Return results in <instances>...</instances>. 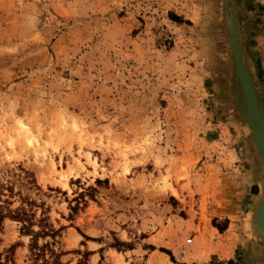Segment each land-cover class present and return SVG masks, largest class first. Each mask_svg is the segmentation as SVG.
Listing matches in <instances>:
<instances>
[{
  "label": "rangeland",
  "instance_id": "1",
  "mask_svg": "<svg viewBox=\"0 0 264 264\" xmlns=\"http://www.w3.org/2000/svg\"><path fill=\"white\" fill-rule=\"evenodd\" d=\"M234 13L264 103V0H0L1 264L263 262Z\"/></svg>",
  "mask_w": 264,
  "mask_h": 264
},
{
  "label": "water",
  "instance_id": "2",
  "mask_svg": "<svg viewBox=\"0 0 264 264\" xmlns=\"http://www.w3.org/2000/svg\"><path fill=\"white\" fill-rule=\"evenodd\" d=\"M234 15V23H232L231 20L228 22L231 44L230 53L232 56V65L234 66V70L232 69L231 73L235 75L237 82L236 86L240 87L244 94V101L239 104L238 108L239 110L243 109V113L245 111L243 117L248 129L258 138L255 140L254 134L253 137L249 134L247 135L248 143L252 147H255V144L259 143V145L256 146V151L253 152L252 157L256 163L257 171L259 170V172H257V177L259 176V178H261L264 172V103L261 101L260 95L256 92L252 77L246 66V61L243 58L242 45L239 42L238 37L237 17L235 13ZM233 46H235V50ZM232 106L235 107L238 113L239 110L237 106L235 104ZM240 117L243 118L242 116Z\"/></svg>",
  "mask_w": 264,
  "mask_h": 264
},
{
  "label": "bare ground",
  "instance_id": "3",
  "mask_svg": "<svg viewBox=\"0 0 264 264\" xmlns=\"http://www.w3.org/2000/svg\"><path fill=\"white\" fill-rule=\"evenodd\" d=\"M231 10H233V9L231 8ZM233 12H235V11H233ZM222 17H224V16H222ZM227 22H226V24H227ZM229 40H230V38H229ZM233 47H234V50H235V46H233ZM228 51L230 52L231 50H228ZM230 58H231V61H232V57H230ZM232 69L234 70V66L233 65L231 66L230 70H232ZM234 73H235V71H234ZM227 76H228V78H227V90L229 92L230 103L231 104L233 103L232 105L235 104L237 106V108H238L239 104H241L244 101V94L242 93V89L240 87L236 86L237 82H236L235 75L232 74L231 72H228ZM238 110H239V108H238ZM244 113H245V111H244ZM244 113H243V109H242V110H239L237 114L239 116L243 117ZM240 119H241V122H240L241 123V128L243 129V132H244L243 135H245L244 139L246 140V142L248 144V147H251L250 153L253 154V152L256 151V148H257L256 146L259 145V143L255 144L256 145L255 147L254 146L252 147L248 143L247 135L249 134V135H251V137H253L254 133L251 130L248 129V126L246 124V121L244 120V117L243 118L240 117ZM254 136H255V134H254ZM257 139L258 138L255 136V140H257ZM249 150H250V148H249ZM256 170H257V166H256ZM256 172H259V170L256 171ZM257 178H258V182H259V185H260V196H259V199L255 203V205H254V207H253V209L251 211V215L249 216V219L247 217V229L249 230L248 231L249 235L254 239V241L257 244H259L261 246H264V172H263V175L261 176V178H259V176ZM169 186H170V184H169L168 180L166 178H164L158 184L157 188L160 191H163V190L167 189ZM260 253H261V250H258V251L255 250L254 251V254H257V255H255V258H256L255 260L258 261L259 264H264V258L262 260L263 262L260 261L261 260L260 259V257H261Z\"/></svg>",
  "mask_w": 264,
  "mask_h": 264
},
{
  "label": "crops",
  "instance_id": "4",
  "mask_svg": "<svg viewBox=\"0 0 264 264\" xmlns=\"http://www.w3.org/2000/svg\"><path fill=\"white\" fill-rule=\"evenodd\" d=\"M241 144H242V143H241ZM243 147H244V146H243ZM244 149L247 150V149H249V148L246 149V147H244ZM250 154H251V153H250L249 151H246V152L244 151V152H242V156H243V158H245V160H247V163H250V162H249V155H250ZM253 162H254V161H253ZM252 174H253V173H252Z\"/></svg>",
  "mask_w": 264,
  "mask_h": 264
},
{
  "label": "trees",
  "instance_id": "5",
  "mask_svg": "<svg viewBox=\"0 0 264 264\" xmlns=\"http://www.w3.org/2000/svg\"><path fill=\"white\" fill-rule=\"evenodd\" d=\"M0 264H1V258H0Z\"/></svg>",
  "mask_w": 264,
  "mask_h": 264
},
{
  "label": "built area",
  "instance_id": "6",
  "mask_svg": "<svg viewBox=\"0 0 264 264\" xmlns=\"http://www.w3.org/2000/svg\"><path fill=\"white\" fill-rule=\"evenodd\" d=\"M188 242H191V240H189Z\"/></svg>",
  "mask_w": 264,
  "mask_h": 264
}]
</instances>
